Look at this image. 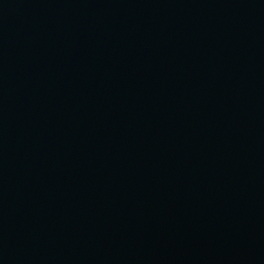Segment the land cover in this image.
<instances>
[{"label": "water", "instance_id": "1", "mask_svg": "<svg viewBox=\"0 0 264 264\" xmlns=\"http://www.w3.org/2000/svg\"><path fill=\"white\" fill-rule=\"evenodd\" d=\"M0 264H264V0H0Z\"/></svg>", "mask_w": 264, "mask_h": 264}]
</instances>
